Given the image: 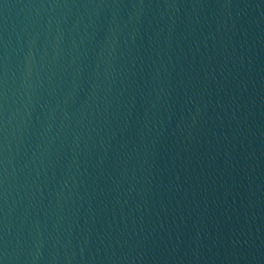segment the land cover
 I'll return each mask as SVG.
<instances>
[{"label": "water", "instance_id": "water-1", "mask_svg": "<svg viewBox=\"0 0 264 264\" xmlns=\"http://www.w3.org/2000/svg\"><path fill=\"white\" fill-rule=\"evenodd\" d=\"M0 264H264V0H0Z\"/></svg>", "mask_w": 264, "mask_h": 264}]
</instances>
